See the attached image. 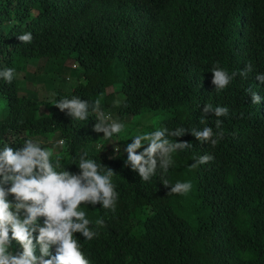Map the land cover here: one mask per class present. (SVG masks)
<instances>
[{"label":"trees","instance_id":"obj_1","mask_svg":"<svg viewBox=\"0 0 264 264\" xmlns=\"http://www.w3.org/2000/svg\"><path fill=\"white\" fill-rule=\"evenodd\" d=\"M26 31L33 35L28 44L17 38ZM30 59L55 62L57 72L84 81L55 88L46 101L21 94L16 73ZM217 63L230 74L246 64L252 70L217 92L211 71ZM5 68L15 75L11 83L0 78V102L6 98L0 149L33 139L51 148L64 170L79 174V157L87 152L116 173L114 212L99 203L80 206L99 233L91 241L75 233L90 264H264V84L256 78L264 74V0H0V71ZM73 96L99 99L105 114L114 109L120 119L163 110L168 115L157 129L169 131L202 129L204 104L229 112L205 117L224 133L215 147L190 131L169 137L193 146L173 154L165 187L159 170L144 182L126 165L130 132L120 142L125 147L105 138L112 155L96 150L95 114L80 121L54 106ZM54 136L65 144L51 141ZM205 154L214 159L190 166ZM177 181H191L192 190L168 194ZM99 218L104 224L97 227ZM11 251L20 245L13 241Z\"/></svg>","mask_w":264,"mask_h":264},{"label":"clouds","instance_id":"obj_2","mask_svg":"<svg viewBox=\"0 0 264 264\" xmlns=\"http://www.w3.org/2000/svg\"><path fill=\"white\" fill-rule=\"evenodd\" d=\"M17 38L28 44L32 42L33 35L26 31ZM251 70V65L246 64L243 71L230 74L217 63L211 69L215 91L225 89L238 74L246 78ZM14 75L13 68L0 71V78L8 83L13 81ZM256 78L264 84V74H257ZM248 92L252 103L259 104L261 97L251 88ZM54 106L62 112L67 109L68 115L80 121L88 120L91 110L98 120L93 130L103 132L107 139L125 129L124 123L101 110L99 99L90 103L78 96L71 99L65 97L55 101ZM228 112L226 106L213 108L211 104H204L200 123L205 126L202 129L189 130L181 126L171 131L160 128L136 134L132 143L124 149L127 153L126 165L138 172L144 182L159 170L161 182L169 187L164 175L174 163L173 154L193 146L189 142H175L169 137H181L190 131L201 143H211L215 147L223 139L224 133L222 130L214 132L212 127H208L205 117L214 113L219 118L227 116ZM222 123L216 119V129H221ZM59 143L62 145L64 141ZM140 149L143 150L138 151ZM53 157L51 148L42 147L33 139H26L19 148L6 145L0 149V264H90L75 233L82 234L88 241L99 233L92 228V221L80 206L99 203L103 209L114 212L119 195L112 181L116 173L89 158L87 152L79 157V174L64 170L59 157L55 160ZM213 159L214 156L205 154L190 166L194 168ZM192 188L191 181H177L168 194L186 195ZM9 195L13 200L8 199ZM40 218H43L42 223ZM103 224V218L95 221L97 227ZM13 241L20 245L21 251H11ZM54 246L53 255L51 249ZM37 247L39 255L36 254Z\"/></svg>","mask_w":264,"mask_h":264},{"label":"rangeland","instance_id":"obj_3","mask_svg":"<svg viewBox=\"0 0 264 264\" xmlns=\"http://www.w3.org/2000/svg\"><path fill=\"white\" fill-rule=\"evenodd\" d=\"M57 65V63L47 59H39V61L32 59L28 60L26 70L16 73V77L18 78L19 93L32 95L37 99H43L46 101L52 97V93L55 88L61 87L63 90H68L71 86L77 85L84 81L82 78H76L75 76L67 75L65 72H57L55 70ZM107 91H112V88L109 87ZM117 99L121 100L120 95L117 96ZM118 100L116 103H119ZM5 103L6 98H3L0 102V117ZM43 112L48 113L46 109ZM109 114L114 120L122 122L125 125L124 131H122L120 134L113 135L112 140L110 139L116 144H119L125 140V137L123 136L125 133L127 134L130 132L133 134V138L136 134L155 131L158 126L157 121L168 115V113L164 112L163 110H153L151 114L146 113L142 115L129 116L127 119H120L114 109L111 110ZM55 140L61 141L62 139L58 136H54L51 141L54 142ZM104 140V133L101 132L96 140L95 149L104 151L110 156L113 154L114 149L108 147V142L105 144ZM130 143H132V139L128 144ZM64 144L65 143L60 145L63 146ZM120 144L121 147H125L124 143Z\"/></svg>","mask_w":264,"mask_h":264}]
</instances>
